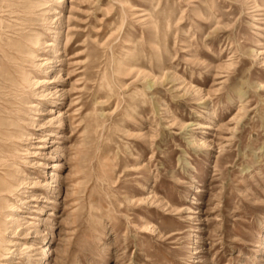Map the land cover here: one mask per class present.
Returning <instances> with one entry per match:
<instances>
[{"label": "rangeland", "instance_id": "rangeland-1", "mask_svg": "<svg viewBox=\"0 0 264 264\" xmlns=\"http://www.w3.org/2000/svg\"><path fill=\"white\" fill-rule=\"evenodd\" d=\"M60 1L0 0V118L47 19L0 264H264V0Z\"/></svg>", "mask_w": 264, "mask_h": 264}, {"label": "bare ground", "instance_id": "bare-ground-1", "mask_svg": "<svg viewBox=\"0 0 264 264\" xmlns=\"http://www.w3.org/2000/svg\"><path fill=\"white\" fill-rule=\"evenodd\" d=\"M60 2L62 6L64 0ZM34 3L38 4L36 1ZM34 3L31 4L33 5ZM39 5L42 6L44 3L41 5L39 2ZM35 8L36 7L29 6L27 8L25 7L23 10L25 18H23L22 21L25 30L19 33V40L15 41L14 47L11 45L13 48L8 58L9 71L8 73L5 72V74H7L4 87L5 101L0 118V253L1 249L4 247L1 239L4 238L8 230L7 226L9 223L16 220L13 213L8 215L4 211L6 209L12 212L20 211L19 207L11 204L10 200V197L14 196L15 193L18 192V189L23 186V171L15 162L16 151L21 141L29 136L27 128L28 114L33 110V107L32 102L27 98L29 95L28 89L33 82L32 67L36 65L37 62L41 61L37 55V49L39 50L44 44L43 42L46 35L40 32L41 28L38 22L41 17V22L45 23L47 19L43 18L44 15L39 19H34V17L37 16ZM37 8L40 9V7ZM48 27L49 26L46 27L45 32L50 31V27ZM82 35L83 34L80 32H69L66 38L67 42H77ZM66 47L67 50L71 49L70 44ZM246 110L247 109H243V111ZM51 134L53 133L51 132L50 135ZM58 135L61 136V134ZM23 246L24 251H28L34 247H28L27 245ZM29 261L30 264H36L33 259Z\"/></svg>", "mask_w": 264, "mask_h": 264}]
</instances>
